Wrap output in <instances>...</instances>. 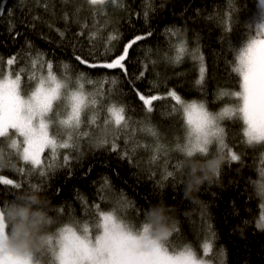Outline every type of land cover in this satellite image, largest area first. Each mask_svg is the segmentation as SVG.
Here are the masks:
<instances>
[{"label": "snow or ice", "instance_id": "obj_1", "mask_svg": "<svg viewBox=\"0 0 264 264\" xmlns=\"http://www.w3.org/2000/svg\"><path fill=\"white\" fill-rule=\"evenodd\" d=\"M35 2L40 5V0ZM61 2L74 7L71 14L64 13L65 22L72 19L79 23L81 31L77 35L87 33L93 49L99 51L103 48V55L107 57L95 62L76 55L75 61L91 69L119 70L123 77H128L126 62L130 58V49L152 32L136 35L118 52L114 51V42L121 37L118 32H106L105 29L110 22L109 11L126 9L125 0ZM42 6L48 11L47 2ZM85 7L91 24L87 21L80 23L78 19ZM155 10L153 0H144L142 15L145 23ZM6 11H0V16ZM238 11L236 0H226L225 10L218 20L220 40L234 56L231 71L239 78V90H221L216 99L232 97L237 102L234 106H224L213 112L207 101H186L175 89H168L164 94H154L151 89L143 92L134 80H127L147 116L153 114L157 101L169 102L167 115L180 116L184 128L183 142L177 138L171 147L161 142V133L155 125L150 121L133 120L128 115V107L112 99L120 83L116 76H103L97 81L81 71L73 78L70 64L62 62V71H58L56 63L48 59L47 54L36 50L31 42H26V48L7 60L0 57V172L7 169L19 177L0 175V187L11 197L0 201V264H41L44 256H47L48 264H216L217 260L224 264V250H214L216 233L211 224L206 225L199 252L191 244L176 248L171 238L179 228L166 214L171 210L163 207L137 209V218L143 217L137 226L119 214L133 206L122 191L113 189L107 177L97 196L101 202L112 203L114 207L105 211L100 203L89 206L86 198L78 196L85 216L91 215L94 219L81 222L73 218L54 231H50L54 221L49 215L44 194L50 175L58 169L70 168L85 142H94L96 147H105L129 162L141 149L150 150V164L164 158L160 187L170 178L186 176L188 187L197 190L203 181L220 179L225 154L229 165L242 160L241 155L229 146L225 121H241L243 143L264 149V0H259V10L248 22L241 24L236 15ZM56 31L61 38L65 36L64 31ZM165 33L174 55L165 53L164 61L178 65L190 56L198 63L195 84L202 89L207 66L199 45L190 51L188 40L181 38L179 29L166 28ZM172 38H175L174 42ZM151 51L148 49L149 53ZM156 63V60L151 61L153 66ZM14 65L17 66L15 71ZM147 70L148 64H145L135 79L142 80ZM86 84L93 85L94 90L86 91ZM109 84L113 88L102 87ZM25 85L29 89L27 92ZM156 87L153 84V88ZM138 134L150 137L153 143H142L137 139ZM170 152L179 153L182 159L170 165L167 159ZM15 161H20L22 166H17ZM260 164L258 181L253 183L261 199L256 227L264 231V152ZM170 166L172 171L168 170ZM55 194L59 195V189ZM64 212V207L56 209L58 215ZM203 218L201 213L202 221ZM21 229L25 239L34 243L30 250L21 251L12 243L19 239Z\"/></svg>", "mask_w": 264, "mask_h": 264}, {"label": "trees", "instance_id": "obj_2", "mask_svg": "<svg viewBox=\"0 0 264 264\" xmlns=\"http://www.w3.org/2000/svg\"><path fill=\"white\" fill-rule=\"evenodd\" d=\"M45 2L48 4V11L42 6ZM76 2L79 3V0ZM125 3L126 9L109 11L110 22L105 31H116L121 37L118 42H114V51L118 52L134 36L152 32L151 36L130 49V58L126 62L128 77H123L119 70L91 69L75 61L76 55L95 62L107 57L103 55V48L99 51L93 49L87 33L84 36L77 35L81 31L79 23L72 19L65 22L64 13L71 14L74 7L64 5L61 0H40V5L35 0H24L23 4L21 0H0V11L7 10L0 16V57L7 60L26 48V42H31L36 50L47 54V58L56 63L58 71H62V62L70 64L73 78L81 71L89 79L97 81L103 76H116L120 83L116 86L112 99L125 104L128 115L133 120L150 121L155 125L161 133V142L171 147L175 145L177 138L180 142L183 141L184 128L180 116L167 115L170 111L168 101L154 102L155 111L150 117L147 116L132 94L127 80H134L143 92L151 89L154 94H164L168 89H175L186 101H207L209 110L213 112L224 106H234L237 102L232 97L216 99L221 90H239V78L231 71L234 56L227 51V45L221 42L218 27L226 0H153L156 10L150 14L147 23L142 15L144 0H125ZM236 7L239 9L236 15L243 24L250 21L259 10V0H236ZM78 19L80 23L87 21L91 24L86 7L80 12ZM166 28L179 29L181 38H187L190 51L199 45L207 66L202 89L195 84L198 63L190 56H186L178 65L164 61L165 53L174 55L169 47ZM56 29L64 31L65 36L61 38ZM240 30L246 31L243 28ZM148 49L152 50L151 53ZM152 60L157 61L155 66L151 64ZM145 64H148V70L145 71L144 78L136 80L135 77L144 70ZM16 67L13 66L14 71ZM153 84L157 87L153 88ZM102 87L113 88L110 84ZM28 90L25 85V92ZM93 90V85L86 84V91ZM225 124L229 146L241 155L242 160L229 165L225 154L221 161L220 179L203 181L199 190L188 187L186 176H177L174 180L170 178L160 187L164 158L150 164V150L141 149L136 158L129 162L105 147L85 142L70 168L58 169L49 177L44 195L48 200L49 215L54 221L50 231L73 218L81 222L94 219L91 215L85 216L78 196L86 198L89 206L100 203L105 211L114 207L112 203L101 202L97 196L107 177L113 189L116 192L122 191L133 206L119 214L137 226L143 221L142 216L137 218V209L142 211L146 207L149 210L163 207L171 210L166 214L176 221L179 228V232L171 238L176 248L191 244L199 252L206 225L211 224L216 233L214 250H224V264H264V231L256 227L261 212V199L253 183L258 181V169L261 167V153L264 149L252 148L243 143L241 121H225ZM137 139L149 145L153 143L150 137L143 134H138ZM121 146L123 147L122 142ZM167 159L170 165H174L182 157L179 153L170 152ZM15 163L22 166L20 161ZM168 170L172 171L173 168L170 166ZM0 175L19 178L7 169L0 172ZM35 182L33 179V183ZM57 189L59 195L55 194ZM10 199L4 188L0 187V201ZM60 207L65 208L62 215L56 213V209ZM201 213L204 214L203 221ZM41 264H48L47 256L41 258ZM216 264H219L218 260Z\"/></svg>", "mask_w": 264, "mask_h": 264}, {"label": "clouds", "instance_id": "obj_3", "mask_svg": "<svg viewBox=\"0 0 264 264\" xmlns=\"http://www.w3.org/2000/svg\"><path fill=\"white\" fill-rule=\"evenodd\" d=\"M21 251L30 250L34 247V243L31 239L26 240L24 237V230L21 229L19 232V239L13 240L12 242Z\"/></svg>", "mask_w": 264, "mask_h": 264}, {"label": "rangeland", "instance_id": "obj_4", "mask_svg": "<svg viewBox=\"0 0 264 264\" xmlns=\"http://www.w3.org/2000/svg\"><path fill=\"white\" fill-rule=\"evenodd\" d=\"M182 142H183V141H182ZM182 142H181V143H182ZM150 153H151V151H150Z\"/></svg>", "mask_w": 264, "mask_h": 264}]
</instances>
